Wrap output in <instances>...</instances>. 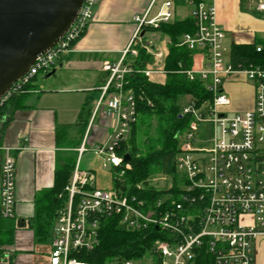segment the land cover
<instances>
[{"label":"built area","instance_id":"1","mask_svg":"<svg viewBox=\"0 0 264 264\" xmlns=\"http://www.w3.org/2000/svg\"><path fill=\"white\" fill-rule=\"evenodd\" d=\"M98 2L83 0L67 32L52 49L34 60L27 73L2 97L0 104L23 93L24 87L36 76L50 73L61 56L73 51L93 20ZM191 4L195 31L184 34L179 46L198 54L203 63L197 69L180 72L190 81L198 79L208 98L202 101L189 99L181 109L180 116L186 117L188 123L185 131L178 135L174 166L183 190L178 191L176 201L168 194L164 200L150 203L126 190L97 188L94 174L81 171L77 166L88 150L89 124L77 149L63 203L56 210L50 232L48 264H88L78 256L99 245V223L103 218H115L125 231L143 232L153 228L158 233H166L168 240H156L153 246L160 264H194L202 253L211 257L212 264H254L255 242L264 238V67L226 63L224 33L217 24L212 3L199 0ZM256 9L264 18V0H258ZM172 10V2L166 0L152 18L149 8L143 14L134 15L135 30L121 59L103 66L109 76L100 89L93 118L99 115L98 121L108 133L101 141H89L91 148L88 151L100 157L102 168L119 182L130 170V164L123 162L118 151L128 140L136 120V100L130 91L124 90L125 76L132 73V69L123 62L127 56L137 55V47L159 57L143 44L140 34L146 28L157 29L161 23L171 22ZM143 73L151 76L156 72L145 69ZM231 74L246 75L255 87L253 109L235 116L217 112L219 107L229 105L222 90V77ZM3 151L0 216L12 220L15 159L8 149ZM167 187L170 189L171 185L167 184ZM137 189L142 190L141 186ZM58 198L63 199V196ZM166 200L168 203L164 204Z\"/></svg>","mask_w":264,"mask_h":264},{"label":"crops","instance_id":"2","mask_svg":"<svg viewBox=\"0 0 264 264\" xmlns=\"http://www.w3.org/2000/svg\"><path fill=\"white\" fill-rule=\"evenodd\" d=\"M164 1L166 0H99L94 9L93 20L84 35L76 42L72 52L61 56L54 74L50 77L47 74L36 76L24 98L15 103L18 107H9L8 117L0 118V159L4 149H8L15 159V208L12 219L15 231L13 243L5 248V264H48L50 237L45 242L39 241L33 225L37 202L43 192L52 188L55 171L73 156H77V149L89 124L90 142L101 141L107 135L108 130L98 121L99 115L93 118L100 89L109 76L103 66L115 64L121 59L135 30L133 16L143 14L149 8V17L152 18ZM170 1L173 4L172 20L185 19H175L174 0ZM208 2L212 3L217 24L224 33L226 63H232L230 53L234 45L252 46L264 43V18L256 9L258 0ZM187 5L193 11L190 0H187ZM140 37L151 52L159 54V57L152 56V62L145 69L155 71L153 75L164 76L169 38L149 30H144ZM226 50L228 57L225 60ZM191 56V68L201 67L202 58L196 53ZM228 85L233 84L229 81ZM222 90L226 95L223 79ZM228 92L231 94L229 90ZM86 106L90 107V114L82 135L79 124ZM248 111L245 110L244 113ZM95 122L96 127L93 128ZM100 180L103 182L101 177ZM96 187L110 190L111 179L100 186L96 184ZM20 220L24 224L17 227ZM254 247V264H264V238H258Z\"/></svg>","mask_w":264,"mask_h":264},{"label":"trees","instance_id":"3","mask_svg":"<svg viewBox=\"0 0 264 264\" xmlns=\"http://www.w3.org/2000/svg\"><path fill=\"white\" fill-rule=\"evenodd\" d=\"M190 1L196 4L199 0ZM146 30L159 32L170 40L168 55L164 60V79L162 82H156L150 76H145L143 71L152 62V55L143 48L137 47V55L127 56L123 62L132 69V73L125 76L124 90L130 91L136 100V120L131 127L128 140L118 151L120 156L125 154L130 156V170L125 172L121 183L111 177L110 189L124 191L131 187L128 193L141 196L150 203L153 200H164L168 194H172L171 198L176 201L179 175L175 170L174 157L178 152V135L185 131L188 123L186 117L180 116L185 105L181 100L187 97L202 101L208 98V94L198 79L190 81L180 72L192 67L191 55L194 52L185 46H179L184 34H192L195 31L192 17L161 23L157 29ZM257 46H260L259 52L256 51ZM230 55L235 66L264 67V43L252 46L234 45ZM29 85L24 87L23 93L13 95L0 104V118L8 117L9 107H18L15 103L24 98ZM89 114L90 107L86 106L79 124L82 135ZM74 164L75 160L70 159L55 171L52 188L43 192L40 201L37 202L33 225L35 234L41 242L50 237L56 210L63 203L65 187L71 178ZM154 175L169 177L171 188L163 191L154 190L148 184V180ZM138 186H141L142 190H138ZM59 195L63 196V199L58 198ZM167 203L166 200L164 204ZM14 231L15 223L0 216V264H5L3 262L7 256L5 248L13 243ZM156 240L166 241L168 235L158 233L153 228L143 232L125 231L118 226L115 218H103L99 223V245L91 252L81 253L78 258L88 264H107L111 260L135 262L150 254L155 255L157 264H160L159 256L153 251ZM194 264H212V259L202 253Z\"/></svg>","mask_w":264,"mask_h":264},{"label":"water","instance_id":"4","mask_svg":"<svg viewBox=\"0 0 264 264\" xmlns=\"http://www.w3.org/2000/svg\"><path fill=\"white\" fill-rule=\"evenodd\" d=\"M82 3L83 0H0V101L34 60L63 37ZM123 162H130L128 154L123 156ZM23 224L20 220L17 227Z\"/></svg>","mask_w":264,"mask_h":264},{"label":"rangeland","instance_id":"5","mask_svg":"<svg viewBox=\"0 0 264 264\" xmlns=\"http://www.w3.org/2000/svg\"><path fill=\"white\" fill-rule=\"evenodd\" d=\"M175 4V19H183L188 17L192 13V9L187 5V0H174ZM228 57V50L225 52V60ZM236 76H226L222 77L223 86L225 89V93L229 99V105L225 107H219L217 112L220 114H227L228 116H235L239 114H243L245 110L251 111L253 109L254 98H255V87L252 81H250L246 75L244 74H235ZM151 79L153 81H162L164 76L152 75ZM226 80H229L231 84L228 85L229 81L226 83ZM229 90L231 94L228 92ZM189 99L187 97L182 98L181 103L186 104ZM96 127V122L93 125V128ZM141 128V132H142ZM90 141V140H89ZM88 144L86 148L89 150L91 147ZM86 151L81 160L78 162L77 166L81 171H91L94 172L96 176V184L100 186L102 183H107L111 178L110 173L107 169L102 168V160L92 151ZM72 159H76V156H73ZM103 180V182L100 180ZM162 175H154L148 180V184L154 188L156 191L167 190V184L171 185V179ZM166 180V181H165ZM119 182V181H117ZM121 183V181H120ZM177 188L179 190H183V187L178 185ZM131 187H127L126 191L129 192ZM167 261L166 259H163ZM158 260L155 255L146 254L141 259L133 262V264H157ZM107 264H123V262H119L117 260H111L107 262Z\"/></svg>","mask_w":264,"mask_h":264}]
</instances>
